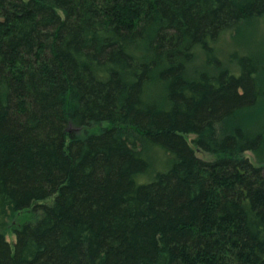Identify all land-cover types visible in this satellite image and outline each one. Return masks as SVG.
Returning <instances> with one entry per match:
<instances>
[{
  "label": "trees",
  "instance_id": "trees-1",
  "mask_svg": "<svg viewBox=\"0 0 264 264\" xmlns=\"http://www.w3.org/2000/svg\"><path fill=\"white\" fill-rule=\"evenodd\" d=\"M255 27L264 0H0V264H264V47L216 50Z\"/></svg>",
  "mask_w": 264,
  "mask_h": 264
},
{
  "label": "rangeland",
  "instance_id": "rangeland-1",
  "mask_svg": "<svg viewBox=\"0 0 264 264\" xmlns=\"http://www.w3.org/2000/svg\"><path fill=\"white\" fill-rule=\"evenodd\" d=\"M243 41L245 42L243 43ZM241 44L244 45L246 52L256 51L259 49L258 48L259 46L264 47V28L260 30L255 27L254 29H252V32H247L245 36L238 41H232L228 37H226L225 40L221 42V45L218 43V45L216 46V50L218 53L220 52L222 56H226L228 52L233 51L234 49L240 52V50L242 49V46H240ZM263 118H264V104L260 103V106H258L257 110L254 113L253 119L255 121L256 119L261 120ZM189 138H192V137L190 136ZM146 154L150 157L152 161L151 162L152 165H156V162L158 161L156 152L153 149H148L146 151ZM196 154L198 157L202 159L208 160L211 158L209 155L201 153L199 151H196ZM248 156H250V154H248ZM6 240L10 243H13L14 236L8 233L6 236Z\"/></svg>",
  "mask_w": 264,
  "mask_h": 264
}]
</instances>
